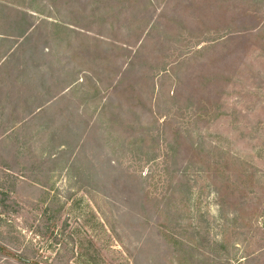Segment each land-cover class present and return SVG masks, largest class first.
I'll use <instances>...</instances> for the list:
<instances>
[{
	"label": "rangeland",
	"instance_id": "374dc122",
	"mask_svg": "<svg viewBox=\"0 0 264 264\" xmlns=\"http://www.w3.org/2000/svg\"><path fill=\"white\" fill-rule=\"evenodd\" d=\"M0 32V264H264V0H0Z\"/></svg>",
	"mask_w": 264,
	"mask_h": 264
},
{
	"label": "trees",
	"instance_id": "16d2710c",
	"mask_svg": "<svg viewBox=\"0 0 264 264\" xmlns=\"http://www.w3.org/2000/svg\"><path fill=\"white\" fill-rule=\"evenodd\" d=\"M14 38H15V37L12 36V35H10V34L4 33V32H3V33L0 32V41L5 42V41L13 40ZM9 54H10V52L7 53L6 55H5V54L2 55L1 59L5 60L6 57H7ZM68 86H69V85H68Z\"/></svg>",
	"mask_w": 264,
	"mask_h": 264
}]
</instances>
